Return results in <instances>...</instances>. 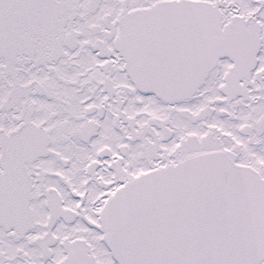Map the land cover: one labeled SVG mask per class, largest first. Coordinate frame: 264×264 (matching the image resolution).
Listing matches in <instances>:
<instances>
[{
    "label": "snow or ice",
    "instance_id": "1",
    "mask_svg": "<svg viewBox=\"0 0 264 264\" xmlns=\"http://www.w3.org/2000/svg\"><path fill=\"white\" fill-rule=\"evenodd\" d=\"M0 264H264V0H0Z\"/></svg>",
    "mask_w": 264,
    "mask_h": 264
}]
</instances>
